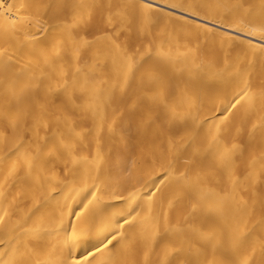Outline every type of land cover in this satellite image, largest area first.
<instances>
[{"label": "bare ground", "instance_id": "6f19581e", "mask_svg": "<svg viewBox=\"0 0 264 264\" xmlns=\"http://www.w3.org/2000/svg\"><path fill=\"white\" fill-rule=\"evenodd\" d=\"M0 264H264V0H0Z\"/></svg>", "mask_w": 264, "mask_h": 264}, {"label": "rangeland", "instance_id": "374dc122", "mask_svg": "<svg viewBox=\"0 0 264 264\" xmlns=\"http://www.w3.org/2000/svg\"><path fill=\"white\" fill-rule=\"evenodd\" d=\"M68 1L71 2L72 0H68ZM96 10L97 11L91 16V18H90V20L88 22L89 24H88V26L86 28L87 31L85 32V36L87 38H90L91 40H93L96 35H101V34L111 35V34H113L115 27H111L109 25L104 24L102 22L101 18H100V15H99L98 11H103L104 13L110 15L112 12H114V10H119V4L117 5V3H116L115 6L108 7V8L103 9V10H98V9H96ZM196 11L198 13V16H201V17L205 16V13H204L203 10L197 9ZM118 38L120 40H122L123 36L122 35H120V36L118 35ZM140 44H142V43H140ZM137 47H138V45L131 46L130 50L134 51V50H136ZM82 60L85 61L86 57H84Z\"/></svg>", "mask_w": 264, "mask_h": 264}]
</instances>
